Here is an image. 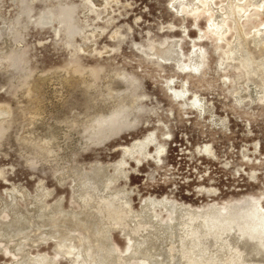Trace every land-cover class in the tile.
<instances>
[{
	"label": "rangeland",
	"instance_id": "374dc122",
	"mask_svg": "<svg viewBox=\"0 0 264 264\" xmlns=\"http://www.w3.org/2000/svg\"><path fill=\"white\" fill-rule=\"evenodd\" d=\"M263 33L264 0H0V264H264Z\"/></svg>",
	"mask_w": 264,
	"mask_h": 264
},
{
	"label": "bare ground",
	"instance_id": "6f19581e",
	"mask_svg": "<svg viewBox=\"0 0 264 264\" xmlns=\"http://www.w3.org/2000/svg\"><path fill=\"white\" fill-rule=\"evenodd\" d=\"M180 6H181V3H177V5H176V8H177V10H179V8H180ZM240 10H243L245 13H246V10H244L243 8H240ZM242 11V12H243ZM244 13V14H245ZM224 22V21H223ZM215 23V22H214ZM226 27V26H225ZM222 26L220 27L218 24H216L215 25V30H216V32H217V34H218V39H223L224 38V35H225V32H222ZM258 33H259V31H258ZM264 34V33H263ZM217 36V35H216ZM263 36V35H262ZM261 40H263V39H261ZM264 41V40H263ZM175 42H177V41H175ZM171 43V42H170ZM176 45H177V43H176ZM171 47V46H170ZM170 50H171V56L173 57V59L175 60V63L177 64V65H180V66H184V65H187V63H184L183 61H182V55H181V53H180V51L176 48V47H174L173 46V48H170ZM194 56H196V58L194 57V58H191L190 59V62H189V67H196L197 65H198V60H197V50H196V55H194ZM185 67V66H184ZM162 201H158L157 203H161ZM258 203V202H257ZM256 212V211H255Z\"/></svg>",
	"mask_w": 264,
	"mask_h": 264
}]
</instances>
